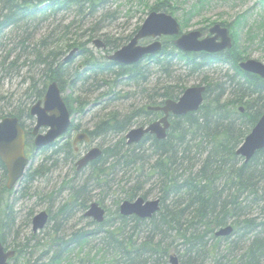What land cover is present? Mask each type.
<instances>
[{"label":"trees","instance_id":"obj_1","mask_svg":"<svg viewBox=\"0 0 264 264\" xmlns=\"http://www.w3.org/2000/svg\"><path fill=\"white\" fill-rule=\"evenodd\" d=\"M103 1L0 0V36L10 27L36 23L71 7L78 11L84 8L94 11L100 8ZM169 3L170 0L160 1L145 6V9L171 14L176 7ZM237 20L240 24V19ZM235 22L223 25L233 27ZM138 29L139 26L135 31ZM205 30L207 28L201 29L202 32ZM117 42L107 41V47L117 49ZM41 44L35 47L32 55L37 66L46 71V77L40 86L36 80L31 84L33 92L29 97L35 102L44 95L48 81H57L62 90L59 73L64 67L63 64H57L65 53L74 47L79 48L80 54L86 51L78 41L69 42L64 48H41ZM233 46L218 54L183 53L172 40L164 39L160 53L129 66L109 60L102 63L98 59L85 58L86 70L104 72L106 75L101 77L109 76V81L113 80L114 85L123 83L129 88L146 84L152 74L165 73L162 86L148 95L145 105L121 118L112 115L109 119H103L91 131L92 139L100 132L110 135L129 131L136 121L135 117H144L147 123L159 118V112L147 108L162 104L165 99H177L188 87L187 82L176 74L177 65H182L188 74H196L226 64L231 66L232 73L225 74V79L216 83L204 80L206 89L202 106L197 112L173 117L165 140L146 135L143 141L128 147L126 153L121 154L118 147H112L111 150L104 148L102 155L90 162L93 169L103 175L101 165L109 157L134 164L140 157L135 153L136 148L151 141L156 160L152 171L160 182L157 192L160 210L147 219L124 217L117 210L113 216H106L102 223L93 220L88 223L91 230L73 232L69 238L54 236L47 245L48 250L44 252L50 258V264L66 261L75 249L81 248L79 250L83 251V246L93 241L99 247L98 252L93 257L89 254L85 264H169L168 258L172 252L178 255L183 264H264V149L257 151L248 162L236 154L244 138L264 115V78L238 68L240 61L246 58L239 51L237 41L234 40ZM108 92L110 94L111 90ZM240 108H243L242 112ZM25 110L16 107L9 113L0 112V118L16 116L25 129L24 115L31 118L28 110L26 113ZM78 128V124L72 122L67 134ZM26 144L33 146L28 136ZM58 144L56 141L45 149L54 147L53 154L56 155L63 150L55 147ZM0 168L6 175V167L1 159ZM37 171L31 172L29 168L21 182H32ZM3 189V194H12V190ZM77 195L72 198L73 203H65L58 208V215L49 213V220L54 222L59 218L64 221L62 217L76 206L86 209L87 199L82 196L79 202L82 197ZM136 195L131 194L126 200H135ZM12 214L14 211L10 200L0 199V242L7 249L12 248L18 253L21 251L19 246L15 244L11 247L6 240L14 229ZM71 215L66 219L71 218ZM227 225L234 228L231 234L226 237L215 235L217 229ZM11 262L16 264V257L10 259Z\"/></svg>","mask_w":264,"mask_h":264},{"label":"rangeland","instance_id":"obj_2","mask_svg":"<svg viewBox=\"0 0 264 264\" xmlns=\"http://www.w3.org/2000/svg\"><path fill=\"white\" fill-rule=\"evenodd\" d=\"M160 1L166 2V0H104L100 8H95L94 11L88 8L78 11L71 7L36 23L10 27L2 33V37L0 36V112L6 113L16 107H22L26 109L25 113L28 110L30 114L31 106L36 103L29 97L33 92L31 84L36 80L40 86L46 77V71L37 66L32 51L43 39L46 40L41 44V48L47 46L64 48L67 43L78 41L83 45V49H86L84 54H80L79 48L74 47L77 50L70 60L64 62L63 59L71 54L70 51L73 49L66 52L57 64L58 66L63 64L64 67L60 75L61 95L67 100L72 111L71 120L75 125L78 124L77 131L66 134L58 141L59 144L55 147L63 150L56 155L53 154L54 147L36 151L34 145L29 144L26 147V155L30 160L28 169L30 168L31 172L38 171L32 182H19L10 195L2 192L8 178L0 168V199L10 200L15 222L14 229L6 240L11 247L17 244L21 249L15 253L16 264H50V258L44 252L48 250L47 245L51 243L52 237L62 235L69 238L73 232L91 230L88 223L94 219L86 216L91 202L99 203L108 210V216H113L119 210V205L131 194L136 193L142 198L146 195L145 199L149 200L159 197L157 192L160 182L152 171V165L156 160L148 141L141 148H136V153L140 157L134 164L121 161L122 159L117 157H109L101 165L103 175L93 169L91 163L77 170L78 159L86 155L93 146L102 149L118 147L121 154L128 152V139L125 135L132 128L121 134L101 135L90 143L81 141L77 144V152L74 150L72 139L78 131L93 129L103 119H109L112 115L121 118L142 107L148 95L162 86L165 73L152 74L146 84L129 88L123 83L114 85L113 80L109 81V76L101 77L106 73L86 70L87 65L84 64L85 58L98 59L102 63L109 60L107 55L114 54L125 45L128 42V34L146 19L149 10H146L145 6H152ZM169 4L176 7L170 15L177 19L182 32L207 28L204 32L206 35L208 29L216 22L232 25L231 23L236 21L235 26L229 28L242 56L246 60L255 59L264 63L262 0H170ZM95 39L104 42L118 41L119 47L112 50L108 47L98 49L93 43ZM175 71L187 82V86H197L205 85L204 80L213 83L224 80L223 76L231 74L232 68L230 65L221 64L204 72L188 74L187 70L182 69V65H177ZM49 83L48 81L46 89ZM23 120L28 141L33 143L31 131L36 119L24 115ZM143 120L144 117L136 118V123L132 127L141 126ZM45 131L46 128L41 132ZM81 186L85 188L80 195L87 199L86 209L76 206L67 215L72 214L71 218L66 219L65 216L62 217L65 218L64 221L59 218L54 222L50 220L44 229L34 235L32 218L42 211L58 215V208L65 203H73L71 200ZM82 199L83 197L79 202ZM98 248L97 243L93 241L83 246V251L79 250L81 248L75 249L74 253L60 264H85V258L89 254L93 257ZM171 255L179 259L175 252ZM168 260L170 262L169 258Z\"/></svg>","mask_w":264,"mask_h":264},{"label":"water","instance_id":"obj_3","mask_svg":"<svg viewBox=\"0 0 264 264\" xmlns=\"http://www.w3.org/2000/svg\"><path fill=\"white\" fill-rule=\"evenodd\" d=\"M148 17L139 27L137 34L128 41L127 44L119 48L114 54L107 55L108 59L115 63L131 65L140 62L145 55L157 54L162 51L161 36L172 37L173 43L181 52L195 53L207 52L217 54V52L228 51L233 46V37L230 35L228 27L216 23L208 30V34L203 35L201 30L182 32L179 22L173 15L163 11H150ZM144 39H152L148 44H142ZM98 49H106V45L100 39L93 42ZM77 49L74 48L71 54L65 58L69 60ZM239 68L249 74L264 78V63L255 59L240 61ZM47 90L42 100L37 101L30 108V116L35 117L36 124L32 128L34 135L33 143L36 150L44 149L55 143L59 137L66 134L71 125V112L65 100L61 96L60 88L56 81H52L47 86ZM205 86L197 85L187 87L183 94L175 100L166 99L162 104L149 106L150 111H160L163 117L149 123L147 129L132 128L126 138L129 143L139 142L145 133L156 135L159 139H164L166 131L170 126L171 116H183L188 112H197L202 106L205 94ZM243 111V108H240ZM47 128L44 133L40 130ZM86 134L77 133L73 138V145L77 151V144L81 141L88 142ZM26 133L21 126L19 119L15 116H7L0 119V159L7 170V189L13 188L23 179V175L29 164V158L25 155ZM264 148V115L256 122L254 128L248 133L241 143L237 154L244 157V161L251 160L255 153ZM103 151L98 147H91L86 155L77 161V170L81 169L99 158ZM119 212L122 216H138L142 219L153 217L160 210V200H145L142 197L135 201L124 200L119 205ZM86 216L93 218L96 222L102 223L104 209L99 207L97 202H92ZM48 212L42 211L32 218L33 230L39 231L48 224ZM233 232L231 225L220 228L215 232L217 236L226 237ZM15 256L13 250H6L0 243V264H8V260ZM170 264H182L175 255L169 257Z\"/></svg>","mask_w":264,"mask_h":264},{"label":"bare ground","instance_id":"obj_4","mask_svg":"<svg viewBox=\"0 0 264 264\" xmlns=\"http://www.w3.org/2000/svg\"><path fill=\"white\" fill-rule=\"evenodd\" d=\"M137 32H138V30H134V31H132L130 34H128V39L129 40H132V38L137 34ZM150 55H145V58H147V57H149ZM62 74V71H60V73H59V76ZM61 77L62 76H60V79H61ZM136 118H138V117H135V119ZM135 123H136V121H135ZM134 123V124H135ZM141 126H137V127H133V128H144V129H147V126H148V124L149 123H147V122H145V118H144V120L141 122ZM98 126V124L93 128V129H95L96 127ZM93 129H88V131L87 130H80L78 133H82V134H86L88 137H89V140H88V142L90 143L92 140H94V139H96V138H98L99 136H101V135H104L102 132H100L99 133V135L98 136H96L94 139H92L91 138V131H93ZM168 131H169V129L166 131V135H165V138L164 139H159V138H157L156 137V135H154V134H151V133H145L144 134V136H143V138H142V140L141 141H143L144 140V137L146 136V135H149V136H152V137H154V138H157L158 140H165L166 139V136H167V134H168ZM76 136V135H75ZM74 136V137H75ZM125 137H126V135H125ZM127 139V138H126ZM129 141V139L127 140V144H128V147H131V146H133V145H135V144H138V143H140L141 141H139V142H133V143H129L128 142ZM88 142H86L85 141V143H88ZM150 142V146H151V141H149ZM241 145V144H240ZM240 145H239V147H240ZM239 147L237 148V150L239 149ZM112 148V147H111ZM111 148H108L109 150H111ZM264 149V148H263ZM263 149H261V150H263ZM101 150H102V148H101ZM133 150H135V149H133ZM237 150H236V154H237ZM135 151H137V150H135ZM260 151V150H259ZM136 153V152H135ZM238 155V154H237ZM239 157H241L240 155H238ZM243 159H244V157H242ZM89 164H90V162H89ZM88 164V165H89ZM87 165V166H88ZM85 188L84 187H82L81 186V189L80 190H78V193H79V191H81V193H82V190H84ZM77 197H81V195H77ZM140 196H138V195H136V197L135 198H139ZM99 207H101V208H103L104 209V211H105V213H104V216L106 217V216H108V213H107V211H106V208L105 207H103V206H101L100 204H99ZM48 220H49V217H48ZM50 221V220H49ZM48 221V222H49ZM48 225V224H47ZM46 225V226H47ZM232 228H233V226H232ZM44 229V228H43ZM234 229V228H233ZM32 232L34 233V235L35 234H37V232L36 231H34L33 230V228H32ZM216 235V234H215ZM217 236V235H216ZM4 245V244H3ZM181 262V261H180ZM182 263V262H181ZM183 264V263H182Z\"/></svg>","mask_w":264,"mask_h":264},{"label":"flooded vegetation","instance_id":"obj_5","mask_svg":"<svg viewBox=\"0 0 264 264\" xmlns=\"http://www.w3.org/2000/svg\"><path fill=\"white\" fill-rule=\"evenodd\" d=\"M208 33H209V32H208ZM128 40H129V39H128ZM101 41H102V40H101ZM107 41H108V40H106L105 42L103 41V42L105 43L106 46H107ZM129 41H130V40H129ZM108 42H109V41H108ZM143 42L149 43L150 41H149L148 39H144V40L141 41V43H143ZM160 114H161V113H160Z\"/></svg>","mask_w":264,"mask_h":264}]
</instances>
